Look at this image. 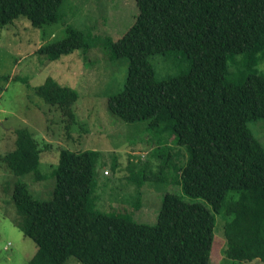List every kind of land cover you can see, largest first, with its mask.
Wrapping results in <instances>:
<instances>
[{
    "label": "trees",
    "instance_id": "16d2710c",
    "mask_svg": "<svg viewBox=\"0 0 264 264\" xmlns=\"http://www.w3.org/2000/svg\"><path fill=\"white\" fill-rule=\"evenodd\" d=\"M63 2L0 0V27L18 17L34 27L55 23ZM135 5L126 32L104 41L112 59H127L122 90L107 98L106 107L125 122L147 120L149 129L169 130L176 145L186 147L183 165L174 167L170 154H161L158 173L136 178L140 185L146 179L163 184L165 169L174 176L179 170L181 195L164 194L153 224L100 211L94 195L99 152L62 148L48 200L36 199L19 180L12 185L16 223L37 247L29 264H66L71 256L83 264H211L216 214L224 217L223 255L233 262H264V147L247 125L264 118V73L255 70L264 59V0ZM89 47L85 33L68 25L65 37L36 52L55 60ZM170 51L183 52L188 68L157 79L149 56ZM235 54L242 56L238 72L245 71L239 81L227 78V60ZM33 91L59 110L69 133L77 117L74 88L48 77ZM16 133L15 148L0 161L15 175L44 178L38 167L43 149L28 130ZM154 154L159 157V151Z\"/></svg>",
    "mask_w": 264,
    "mask_h": 264
},
{
    "label": "rangeland",
    "instance_id": "374dc122",
    "mask_svg": "<svg viewBox=\"0 0 264 264\" xmlns=\"http://www.w3.org/2000/svg\"><path fill=\"white\" fill-rule=\"evenodd\" d=\"M136 13L135 0H64L62 18L55 23L34 27L25 17H18L0 27V155L15 148L16 130H28L43 149L38 167L45 176L36 181L31 172L15 175L0 161V264H29L37 248L16 223L20 217L11 201L13 182L26 184L36 199L48 200L54 187L51 170L56 167L62 148L99 152L94 195L100 211L126 213L138 222L153 224L157 222L164 194L181 195L177 184L179 170L174 176V170L165 169L163 184L146 179L140 185V181L144 172L158 173L164 159L161 154L169 153L174 167L183 165L188 156L186 147L176 145L169 130L149 129L147 120L125 122L111 115L106 107L107 98L122 90L127 59H112L106 53L104 41L120 38L132 25ZM68 25L85 33L90 44L88 50L78 49L55 60L36 52L41 45L65 37ZM229 59L227 78L239 81L245 73L238 72L242 56L235 54ZM149 60L157 79L176 75L189 65L181 51L154 54ZM255 68L264 73V59ZM48 77L74 88L79 95L74 105L76 122L69 133L59 110L33 91ZM247 125L264 147V118ZM156 151L160 158L154 154ZM195 201L210 207L203 200ZM215 217L211 264H264L261 260L227 259L222 252L224 217L222 214ZM66 264L83 263L71 256Z\"/></svg>",
    "mask_w": 264,
    "mask_h": 264
}]
</instances>
